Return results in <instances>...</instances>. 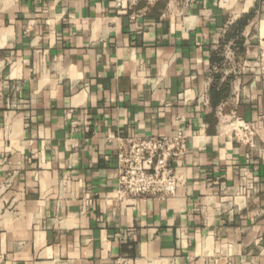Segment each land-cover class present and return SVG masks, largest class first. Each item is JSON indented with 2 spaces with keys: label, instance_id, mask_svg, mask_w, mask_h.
Instances as JSON below:
<instances>
[{
  "label": "crops",
  "instance_id": "obj_1",
  "mask_svg": "<svg viewBox=\"0 0 264 264\" xmlns=\"http://www.w3.org/2000/svg\"><path fill=\"white\" fill-rule=\"evenodd\" d=\"M115 2L0 0V264H264V0ZM179 131L175 195L119 201L116 139Z\"/></svg>",
  "mask_w": 264,
  "mask_h": 264
},
{
  "label": "built area",
  "instance_id": "obj_2",
  "mask_svg": "<svg viewBox=\"0 0 264 264\" xmlns=\"http://www.w3.org/2000/svg\"><path fill=\"white\" fill-rule=\"evenodd\" d=\"M156 0H116L115 8L120 12L137 9L141 2L147 6ZM234 43L225 46L226 60L233 58ZM260 63L264 61V48L260 53ZM222 134L240 145L252 148L256 137L253 126L237 116L222 119L219 124ZM116 158L118 176L116 182L117 199L146 200L156 198L164 201L173 197L179 184L174 163L185 154L187 136L179 131L173 136L117 138Z\"/></svg>",
  "mask_w": 264,
  "mask_h": 264
}]
</instances>
